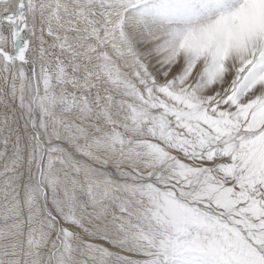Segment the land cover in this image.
Wrapping results in <instances>:
<instances>
[{"label":"snow or ice","instance_id":"1","mask_svg":"<svg viewBox=\"0 0 264 264\" xmlns=\"http://www.w3.org/2000/svg\"><path fill=\"white\" fill-rule=\"evenodd\" d=\"M0 264H264V0H0Z\"/></svg>","mask_w":264,"mask_h":264}]
</instances>
